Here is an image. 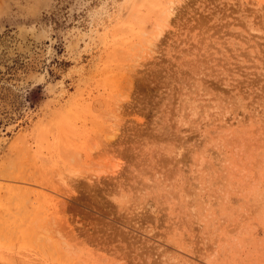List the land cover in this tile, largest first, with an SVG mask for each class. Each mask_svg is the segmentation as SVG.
<instances>
[{
    "label": "rangeland",
    "instance_id": "obj_1",
    "mask_svg": "<svg viewBox=\"0 0 264 264\" xmlns=\"http://www.w3.org/2000/svg\"><path fill=\"white\" fill-rule=\"evenodd\" d=\"M0 264H264V0H0Z\"/></svg>",
    "mask_w": 264,
    "mask_h": 264
},
{
    "label": "bare ground",
    "instance_id": "obj_2",
    "mask_svg": "<svg viewBox=\"0 0 264 264\" xmlns=\"http://www.w3.org/2000/svg\"><path fill=\"white\" fill-rule=\"evenodd\" d=\"M172 10H173V9H172ZM169 14H170V12H169ZM169 14H168V15H169ZM171 14H174V12H172ZM170 16H171V15H170ZM168 17H169V16H168ZM22 42L25 43L23 40H22ZM18 44H19V43H18ZM21 45H23V44H20V46H21ZM25 46H26V45H25ZM18 47H19V46H18ZM26 47H29V46H26ZM19 48H20V47H19ZM21 48H22V47H21ZM21 48H20V49H21ZM9 49H10V48H9ZM22 49H23V48H22ZM26 49H27V48H26ZM10 53H11V51H10ZM146 203H147V202H146ZM145 206H146V207L148 206L149 208H151L150 211H152L153 214H154V211L156 212V209H155L156 207L153 205V203L150 202V204L145 205ZM148 207H147V208H148ZM149 208H148V209H149ZM162 214H163V213H162ZM141 215H142V214H141ZM56 225H57V223H56ZM56 229H57V228H56ZM69 229H70V228H69ZM59 235H60V233H59ZM61 236H63V235L61 234ZM73 238H74V237H73ZM118 247H119V246H118ZM124 255H125V254H124ZM123 258H124V257H123Z\"/></svg>",
    "mask_w": 264,
    "mask_h": 264
}]
</instances>
